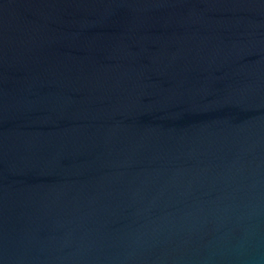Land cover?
I'll use <instances>...</instances> for the list:
<instances>
[{"label": "water", "instance_id": "95a60500", "mask_svg": "<svg viewBox=\"0 0 264 264\" xmlns=\"http://www.w3.org/2000/svg\"><path fill=\"white\" fill-rule=\"evenodd\" d=\"M0 264H264V0H0Z\"/></svg>", "mask_w": 264, "mask_h": 264}]
</instances>
